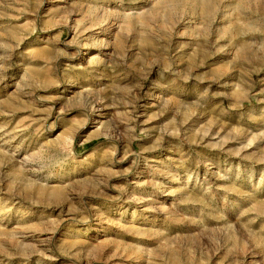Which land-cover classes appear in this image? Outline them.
<instances>
[{"label":"rangeland","instance_id":"obj_1","mask_svg":"<svg viewBox=\"0 0 264 264\" xmlns=\"http://www.w3.org/2000/svg\"><path fill=\"white\" fill-rule=\"evenodd\" d=\"M0 264H264V0H0Z\"/></svg>","mask_w":264,"mask_h":264}]
</instances>
